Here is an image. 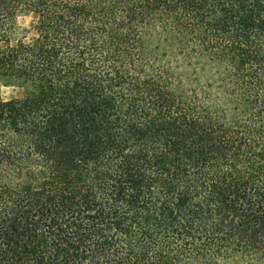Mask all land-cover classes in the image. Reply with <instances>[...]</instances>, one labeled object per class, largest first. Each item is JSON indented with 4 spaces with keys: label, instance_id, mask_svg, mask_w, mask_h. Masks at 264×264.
I'll use <instances>...</instances> for the list:
<instances>
[{
    "label": "trees",
    "instance_id": "1",
    "mask_svg": "<svg viewBox=\"0 0 264 264\" xmlns=\"http://www.w3.org/2000/svg\"><path fill=\"white\" fill-rule=\"evenodd\" d=\"M0 86V264H264V0H0Z\"/></svg>",
    "mask_w": 264,
    "mask_h": 264
},
{
    "label": "rangeland",
    "instance_id": "2",
    "mask_svg": "<svg viewBox=\"0 0 264 264\" xmlns=\"http://www.w3.org/2000/svg\"><path fill=\"white\" fill-rule=\"evenodd\" d=\"M28 23V19L25 21H20L19 24L26 25ZM19 96V92L12 88H6L3 86H0V99H10V98H16Z\"/></svg>",
    "mask_w": 264,
    "mask_h": 264
}]
</instances>
